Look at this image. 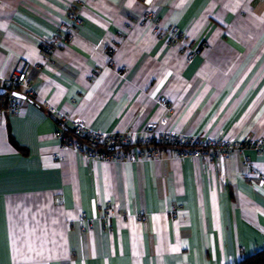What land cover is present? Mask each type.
<instances>
[{"label": "crops", "instance_id": "obj_1", "mask_svg": "<svg viewBox=\"0 0 264 264\" xmlns=\"http://www.w3.org/2000/svg\"><path fill=\"white\" fill-rule=\"evenodd\" d=\"M23 71L22 111L0 123V264H237L264 251V153L211 162L163 145L153 160L89 161L46 111L135 139L155 125L264 140V0H0V86Z\"/></svg>", "mask_w": 264, "mask_h": 264}, {"label": "built area", "instance_id": "obj_2", "mask_svg": "<svg viewBox=\"0 0 264 264\" xmlns=\"http://www.w3.org/2000/svg\"><path fill=\"white\" fill-rule=\"evenodd\" d=\"M153 14L146 13L144 19L152 20ZM70 34L66 30V35ZM163 34V33H162ZM169 40L180 41L182 33L173 28L168 34ZM65 44L62 38H53L43 45V52L52 54L57 48ZM193 58L189 57V61ZM111 64H113L111 62ZM0 82L2 79L0 78ZM6 90V101L0 100V123L4 115H18L22 111L23 100L14 94L19 93L27 97L31 86L26 72H19L7 86H0ZM1 98V97H0ZM46 111L58 126L56 138L63 141L64 146L74 147L89 161H113L117 163L135 162L140 160H153L160 154V147L165 145L174 149L181 159H206L211 162H226L235 153H245L252 150L264 153V140L229 141L217 138L195 139L174 131L157 135L155 125L146 126L138 138L128 135H106L90 130L84 123L69 122L68 117L56 108L46 105ZM249 161H247V164ZM264 181V177L261 179ZM111 211L109 215L111 216Z\"/></svg>", "mask_w": 264, "mask_h": 264}, {"label": "trees", "instance_id": "obj_3", "mask_svg": "<svg viewBox=\"0 0 264 264\" xmlns=\"http://www.w3.org/2000/svg\"><path fill=\"white\" fill-rule=\"evenodd\" d=\"M2 102L6 101V97H1ZM237 264H264V251L257 252L252 256L241 260Z\"/></svg>", "mask_w": 264, "mask_h": 264}, {"label": "water", "instance_id": "obj_4", "mask_svg": "<svg viewBox=\"0 0 264 264\" xmlns=\"http://www.w3.org/2000/svg\"><path fill=\"white\" fill-rule=\"evenodd\" d=\"M5 94H6V90H4V89H0V97L4 96ZM14 95H15L17 98H19V99H22V100H25V99H26L25 96H23V95H21V94H19V93H15Z\"/></svg>", "mask_w": 264, "mask_h": 264}]
</instances>
